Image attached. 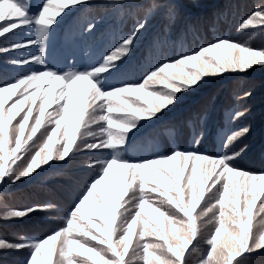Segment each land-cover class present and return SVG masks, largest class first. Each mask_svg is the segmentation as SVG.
<instances>
[{
    "label": "snow or ice",
    "instance_id": "6c2138e0",
    "mask_svg": "<svg viewBox=\"0 0 264 264\" xmlns=\"http://www.w3.org/2000/svg\"><path fill=\"white\" fill-rule=\"evenodd\" d=\"M89 2L0 0V55L15 54L8 63L24 69L0 80V193L5 184L34 179L45 166L69 164L82 151L102 154L89 162L99 171L58 227L43 237H0V252L28 250L22 264H53L54 257L55 264H188L194 241L198 244L211 225L214 230L206 238L210 249L201 264H247L253 253L264 250V231L252 229L254 211L264 214V172L237 167L246 145L231 149L250 126L227 135L225 151L216 155L179 145L161 152L150 139L145 149L150 154L136 156L134 137L144 122L159 120L179 102V93L203 77L264 66V49L217 38L161 60L140 80L116 79L149 17L163 9L174 20L176 8L166 0H109L104 8L137 17L132 29L84 64L61 65L55 54L57 29L77 6ZM239 27L264 32V6ZM96 28L89 21L80 31L91 35ZM25 32L26 39L17 38ZM251 95L249 90L239 98ZM73 101L75 107H70ZM247 111H235L232 119ZM166 131L170 137L179 135L175 126ZM93 199L98 214L88 207ZM54 209L52 204L14 208L0 195V221ZM130 249L132 256L126 259Z\"/></svg>",
    "mask_w": 264,
    "mask_h": 264
},
{
    "label": "trees",
    "instance_id": "16d2710c",
    "mask_svg": "<svg viewBox=\"0 0 264 264\" xmlns=\"http://www.w3.org/2000/svg\"><path fill=\"white\" fill-rule=\"evenodd\" d=\"M38 0H32L35 5ZM109 0H90L83 7L77 6L57 29L55 41L56 59L61 65L75 62L82 65L91 55L101 51L113 38L129 32L135 19L120 10L104 8ZM132 2V0H125ZM137 3H151L152 0H134ZM175 5L176 16L169 20L163 9L153 13L147 28L136 41L130 58L116 79L140 80L144 71L164 59H173L182 52L199 49L202 45L215 42L217 38H228L248 46L264 49V32L258 29L241 30L239 25L257 8L264 6V0H166ZM143 12L139 13V18ZM89 21L97 28L91 35L81 34L80 29ZM71 29V31H70ZM25 32L18 39H26ZM18 54V53H16ZM13 53L0 55V80L12 79L24 69L13 66L8 60ZM178 76V71L176 72ZM251 91L247 99L239 98L243 92ZM179 102L165 110L159 120L144 122L134 137L138 146L136 156L149 155L145 150L148 141L155 140L159 151L179 145L181 148H196L202 153L222 154V141L231 132L244 125L250 132L239 138L231 150L239 151L247 146L237 158L238 168L253 173L264 172V66H254L246 72H225L208 75L194 87L179 93ZM70 107H75L73 101ZM249 109L239 119H232L237 110ZM168 126L179 129V135L170 137ZM199 139L195 144L194 140ZM95 151L80 152L69 164L53 163L44 167L39 176L25 178L15 184H5L3 196L6 204L14 208L32 205L52 204V211H36L23 219L0 221V237L9 241L18 239L20 234L43 237L62 223L69 207L84 190L87 183L98 173V168L89 167V162L100 158ZM89 209L99 213L95 200ZM199 211V209H198ZM210 215V214H209ZM264 214L254 211L253 231H264ZM209 225L199 243L187 256L188 264H201L210 246L206 238L213 231ZM135 246V240L133 241ZM28 250L0 252V264H22ZM132 256L130 249L129 257ZM55 264V257L53 258ZM133 264H142L136 260ZM247 264H264V250L253 253Z\"/></svg>",
    "mask_w": 264,
    "mask_h": 264
}]
</instances>
